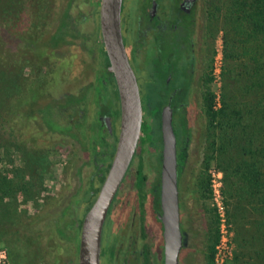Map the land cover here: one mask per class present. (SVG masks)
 <instances>
[{
	"label": "rangeland",
	"instance_id": "1",
	"mask_svg": "<svg viewBox=\"0 0 264 264\" xmlns=\"http://www.w3.org/2000/svg\"><path fill=\"white\" fill-rule=\"evenodd\" d=\"M70 1L35 0L33 4L32 0H24L21 5L23 12L17 13V21L12 30L20 35L17 39H14L16 35L9 34V37H5L10 44L17 45L26 54L25 57L16 59V63L23 65L22 75L18 78L17 74H10L8 84L2 86L3 91L9 92L0 95V115L7 117L9 123H5L6 129L2 131L12 134V137L4 134L6 140L8 137L11 141L21 139L31 146L30 155L33 160L27 162L20 149L6 145L7 142L3 144L1 140L0 179L11 181L13 190L0 202V255H4L0 257V264H77L78 243L60 234L55 226L45 225L41 220L61 213L70 200L77 184L73 170L78 160V147L66 139L64 130L59 127V124L65 123L63 115H54V125L50 120L52 118L43 117L41 120L36 111L38 108L64 104L70 98L79 96L83 85L93 78L94 56L91 52H84L79 41L82 33L94 38V13H98L100 0H82L77 3L79 6L76 9L70 10L73 16L79 7L82 13L88 15L80 26L74 23L78 29L68 23L66 31L76 33L75 37L63 34L51 46L43 45L47 38L56 33ZM83 1L95 5L93 16L89 17V8L82 5ZM216 1L202 0L205 6L201 13L204 14L207 57L204 59L202 86L199 85L198 90L195 87L193 89H196V93L191 104L192 138L188 145L191 156L182 186L186 192L187 204L192 209L195 205L193 197L196 182L200 177L198 175L207 159L206 171L212 180L211 238L216 228L218 234L211 264H233L236 251L235 227L226 213V209L230 207L226 204L230 203L226 194L229 186L224 180V172L218 166L216 156L210 151V142L218 132L217 118L210 121L204 110L203 97L208 85L214 94V107L218 110L230 94L239 90L241 82L232 80L234 74L226 72L223 17L215 10ZM37 5L41 7L38 8ZM132 9L133 3L130 1L128 12L131 13ZM39 13H44V17L37 23ZM38 34V39H44L39 45L36 40ZM10 61L14 62L13 59ZM209 78L211 80L207 84L205 80ZM143 129L141 137L145 141V130L148 127L144 125ZM65 134L72 133L66 129ZM27 164L30 168L34 165V173L29 172ZM203 175L205 176L204 173ZM27 225L35 227L29 229ZM204 245L203 237L193 244L195 249L190 250L186 264H205Z\"/></svg>",
	"mask_w": 264,
	"mask_h": 264
},
{
	"label": "flooded vegetation",
	"instance_id": "2",
	"mask_svg": "<svg viewBox=\"0 0 264 264\" xmlns=\"http://www.w3.org/2000/svg\"><path fill=\"white\" fill-rule=\"evenodd\" d=\"M130 1L133 3L131 13L128 12ZM201 7L202 0H122V43L138 84L142 104L141 130L143 132L144 125L148 129L145 130V141L139 138L109 205L102 227L99 264H164V229L159 217L161 132L160 139L152 143L153 135L150 136L143 111V100L150 95L152 88H156V94L162 99L159 119L167 103L172 109L179 223L183 241L178 263H187L190 250L195 249L193 244L201 241L202 237L207 261L212 209V180L206 171L207 164L202 165L198 175L192 209L187 204L182 186L191 156L188 145L192 138V97L204 81L203 66L207 57ZM75 13L77 15H73L69 24L77 28L74 23L79 26L84 23L78 14L83 16L84 13L81 8ZM94 14V38L82 33L79 41L84 52H91L94 56L93 78L83 85L79 96L64 103L61 116H64L65 123L59 124L66 139L77 145L79 151L73 170L77 184L70 200L85 189L95 194L98 192L111 163L114 151L111 149L115 148L120 128L117 80L110 69L107 51L103 49L99 13ZM66 129L72 134H65ZM203 180L206 185L204 195L201 187Z\"/></svg>",
	"mask_w": 264,
	"mask_h": 264
},
{
	"label": "trees",
	"instance_id": "3",
	"mask_svg": "<svg viewBox=\"0 0 264 264\" xmlns=\"http://www.w3.org/2000/svg\"><path fill=\"white\" fill-rule=\"evenodd\" d=\"M23 1L0 0V95L3 92L9 93L3 91L2 86L8 84L10 74H17L18 78L22 75L23 65L16 63V59L25 57L26 53L17 45L10 44L5 37H9L10 34L16 35L14 39H17L20 35L12 30L17 21V13L23 12L21 8ZM34 1L32 0L33 4ZM81 1H70L56 33L47 38L45 43L43 38L38 39V34L36 37L38 45L42 42L43 45L51 46L57 41V37L63 34L76 36V33L66 31V28L74 18L70 10L76 9V6H79L77 3ZM84 4L86 9L89 8V17L93 16L95 5L83 1L82 5ZM204 8L202 4L201 9ZM215 10L223 17V57L227 66L226 72L233 73L232 80L240 81L241 87L235 94H230L217 110L214 107V94L208 85L206 86L203 97L204 110L211 122L217 118L218 129L216 137L210 142V151L216 156L218 166L224 172V180L229 186L226 194L230 203L226 204L230 207L226 209V213L235 227L236 251L233 264H264V0H217ZM78 16L83 21L88 18L85 13ZM43 17L44 13H39L36 22ZM12 59L15 63L10 61ZM209 80L211 78L205 82L208 84ZM161 103L162 99L156 94V88H152L150 95L143 100L149 133L150 136L153 135L152 143L160 139ZM63 105L60 103L53 105L54 107L38 108L37 115L41 120L43 117L53 119L61 115ZM52 119L50 120L55 125L56 122ZM5 123L9 124L8 118L0 115V142L3 140V144L7 142L6 145L20 149L26 161H32L31 146L21 139L11 141L12 134L2 131L6 129ZM7 131L10 132V129ZM4 134L10 137L6 140ZM205 163L208 165L207 159ZM26 166L29 167V164ZM29 172H35L34 165L32 168L29 167ZM202 182L204 195L206 185L204 180ZM12 190L11 181L0 179V202L11 194ZM96 194L85 189L69 200L61 213L46 216L41 222L55 226L60 234L78 243L82 218ZM26 227L31 229L35 225ZM217 239L216 228L213 238H210V244H207L205 264H211Z\"/></svg>",
	"mask_w": 264,
	"mask_h": 264
},
{
	"label": "water",
	"instance_id": "4",
	"mask_svg": "<svg viewBox=\"0 0 264 264\" xmlns=\"http://www.w3.org/2000/svg\"><path fill=\"white\" fill-rule=\"evenodd\" d=\"M121 4L122 0H100L97 6L103 49L107 51L110 69L117 80L121 120L111 163L94 201L82 218L77 264H99L102 227L107 211L142 134V104L138 84L122 43ZM160 132L162 164L159 217L164 229V264H179L178 255L183 241L179 223L176 137L170 103L161 110Z\"/></svg>",
	"mask_w": 264,
	"mask_h": 264
},
{
	"label": "built area",
	"instance_id": "5",
	"mask_svg": "<svg viewBox=\"0 0 264 264\" xmlns=\"http://www.w3.org/2000/svg\"><path fill=\"white\" fill-rule=\"evenodd\" d=\"M0 257H4V255L1 253ZM215 261H216V258H215ZM1 264H4V262H2Z\"/></svg>",
	"mask_w": 264,
	"mask_h": 264
}]
</instances>
